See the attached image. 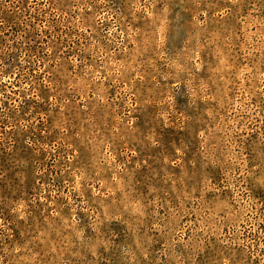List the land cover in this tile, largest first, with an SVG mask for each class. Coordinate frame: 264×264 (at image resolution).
<instances>
[{"label": "rangeland", "instance_id": "1", "mask_svg": "<svg viewBox=\"0 0 264 264\" xmlns=\"http://www.w3.org/2000/svg\"><path fill=\"white\" fill-rule=\"evenodd\" d=\"M0 264H264V0H0Z\"/></svg>", "mask_w": 264, "mask_h": 264}]
</instances>
